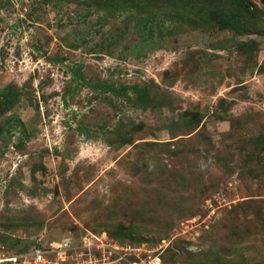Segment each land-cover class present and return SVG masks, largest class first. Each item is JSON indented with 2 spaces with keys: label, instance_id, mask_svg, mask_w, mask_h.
I'll return each mask as SVG.
<instances>
[{
  "label": "rangeland",
  "instance_id": "374dc122",
  "mask_svg": "<svg viewBox=\"0 0 264 264\" xmlns=\"http://www.w3.org/2000/svg\"><path fill=\"white\" fill-rule=\"evenodd\" d=\"M6 85L0 250L264 264L260 0H0Z\"/></svg>",
  "mask_w": 264,
  "mask_h": 264
},
{
  "label": "built area",
  "instance_id": "2783aa9c",
  "mask_svg": "<svg viewBox=\"0 0 264 264\" xmlns=\"http://www.w3.org/2000/svg\"><path fill=\"white\" fill-rule=\"evenodd\" d=\"M95 239L98 238L89 233L81 237L78 252L74 254L72 260L66 252L76 247L68 241H62L46 246L36 245L30 250L19 248L6 251L1 249L0 264H161L159 254L154 251L141 250L140 252L139 249L133 253L135 256L133 259H127L121 253L125 250L123 247ZM50 256L56 257V260H52Z\"/></svg>",
  "mask_w": 264,
  "mask_h": 264
},
{
  "label": "trees",
  "instance_id": "16d2710c",
  "mask_svg": "<svg viewBox=\"0 0 264 264\" xmlns=\"http://www.w3.org/2000/svg\"><path fill=\"white\" fill-rule=\"evenodd\" d=\"M227 18H229V17H227ZM59 60H60V59H59ZM50 61L53 62L52 59H51ZM69 71H70V73L73 74V73H75V72L78 71V67H76V68L71 67V68H69ZM140 93H141V91H140ZM7 94H8V85H6V86H4V87H2V88L0 89V97H1V98L6 97ZM16 124L19 125V121H17ZM22 249H24V248H22Z\"/></svg>",
  "mask_w": 264,
  "mask_h": 264
},
{
  "label": "water",
  "instance_id": "95a60500",
  "mask_svg": "<svg viewBox=\"0 0 264 264\" xmlns=\"http://www.w3.org/2000/svg\"><path fill=\"white\" fill-rule=\"evenodd\" d=\"M260 2H261L262 4H264V0H260Z\"/></svg>",
  "mask_w": 264,
  "mask_h": 264
}]
</instances>
